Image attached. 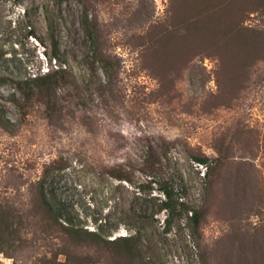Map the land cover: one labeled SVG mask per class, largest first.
Listing matches in <instances>:
<instances>
[{"label": "rangeland", "instance_id": "rangeland-1", "mask_svg": "<svg viewBox=\"0 0 264 264\" xmlns=\"http://www.w3.org/2000/svg\"><path fill=\"white\" fill-rule=\"evenodd\" d=\"M0 218V264H264V0H0Z\"/></svg>", "mask_w": 264, "mask_h": 264}, {"label": "trees", "instance_id": "trees-1", "mask_svg": "<svg viewBox=\"0 0 264 264\" xmlns=\"http://www.w3.org/2000/svg\"><path fill=\"white\" fill-rule=\"evenodd\" d=\"M63 70L64 69H62L60 66L56 70H53V71L48 70L47 73L35 75L31 78V80L34 81V83H36L37 86L46 87V89L48 91L52 92L55 90V86L57 85V80L53 81L54 79H52V78H54V76H55L54 74L56 72L63 71ZM64 71H66V70H64ZM197 162L206 165L207 169L210 168V166L208 164V158L207 157L197 158ZM163 193L165 194V199L162 200V206L167 211H170V210L172 211V209H173V201H172L173 195H172L171 191H169L167 188L164 189ZM182 207H183L184 212L191 213V216H190L191 222L194 223L195 225H200V222L202 219L201 211L191 208V206L188 205L186 202H182ZM2 222L3 221L0 218V240L3 237V231L1 228ZM71 229L74 230L72 234H77V235L80 234V231L78 229H76V228H71ZM86 232H88L93 237V239L95 241H99V240L105 241V239H103V236L97 231H86ZM131 236L132 235H130V236H118V237H116L114 239H110L108 241L111 243H118L121 245H126V244H128L129 241H131L133 239ZM123 250L130 251V248H124Z\"/></svg>", "mask_w": 264, "mask_h": 264}]
</instances>
